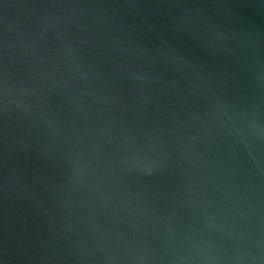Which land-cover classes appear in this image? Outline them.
<instances>
[{
  "label": "water",
  "instance_id": "95a60500",
  "mask_svg": "<svg viewBox=\"0 0 264 264\" xmlns=\"http://www.w3.org/2000/svg\"><path fill=\"white\" fill-rule=\"evenodd\" d=\"M0 264H264V0H0Z\"/></svg>",
  "mask_w": 264,
  "mask_h": 264
}]
</instances>
